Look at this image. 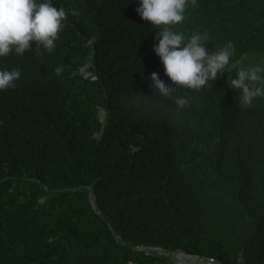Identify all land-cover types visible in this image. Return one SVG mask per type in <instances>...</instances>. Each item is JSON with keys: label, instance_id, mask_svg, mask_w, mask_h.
<instances>
[{"label": "trees", "instance_id": "1", "mask_svg": "<svg viewBox=\"0 0 264 264\" xmlns=\"http://www.w3.org/2000/svg\"><path fill=\"white\" fill-rule=\"evenodd\" d=\"M47 2L68 14L53 52L0 57L21 70L0 90V264H264V97L241 107L229 85L264 55V0L186 9L176 31L236 51L203 89L174 90L183 110L150 87L153 72L176 85L142 0Z\"/></svg>", "mask_w": 264, "mask_h": 264}, {"label": "clouds", "instance_id": "2", "mask_svg": "<svg viewBox=\"0 0 264 264\" xmlns=\"http://www.w3.org/2000/svg\"><path fill=\"white\" fill-rule=\"evenodd\" d=\"M197 0H142L136 9L146 21H151L159 28L156 33L158 44L154 51L161 57L166 75L176 87L166 85L159 74H151V84L156 97L170 98L178 109L183 110L190 105L185 96H173L176 89L183 88L199 91L210 80L215 81L218 74L228 68L230 58L235 54V46L228 41L218 51L209 52L206 47L207 35L194 32L190 36L175 30L174 26L185 20V11L196 6ZM63 7L59 9L50 2L38 3L37 0H0V57L10 52L22 55L32 49V42L38 55L41 49L48 53L55 49L62 22L67 19ZM95 35L87 41L89 48L96 42ZM91 65L85 63L80 71L84 72ZM237 78L230 79L233 89H242L241 107H251L258 97H264V68L254 66L237 68ZM59 74L60 69H56ZM21 76L20 69L0 71V90L15 88V81ZM101 119H105L102 112Z\"/></svg>", "mask_w": 264, "mask_h": 264}, {"label": "rangeland", "instance_id": "3", "mask_svg": "<svg viewBox=\"0 0 264 264\" xmlns=\"http://www.w3.org/2000/svg\"><path fill=\"white\" fill-rule=\"evenodd\" d=\"M254 66H260L264 68V55L261 56V55L252 54L248 58H245L242 62H240L236 67H234L231 70L230 72L231 78L232 79L237 78V70H236L237 68H249V67H254ZM239 90L242 91V89H239ZM184 264L186 263L184 262Z\"/></svg>", "mask_w": 264, "mask_h": 264}, {"label": "built area", "instance_id": "4", "mask_svg": "<svg viewBox=\"0 0 264 264\" xmlns=\"http://www.w3.org/2000/svg\"><path fill=\"white\" fill-rule=\"evenodd\" d=\"M176 259L181 263L184 264V262L186 264H221L215 257H209V258H205V257H201L198 259V261L195 263H191L189 261V256H182V255H177ZM183 261V262H181Z\"/></svg>", "mask_w": 264, "mask_h": 264}, {"label": "bare ground", "instance_id": "5", "mask_svg": "<svg viewBox=\"0 0 264 264\" xmlns=\"http://www.w3.org/2000/svg\"><path fill=\"white\" fill-rule=\"evenodd\" d=\"M104 112V111H103Z\"/></svg>", "mask_w": 264, "mask_h": 264}]
</instances>
